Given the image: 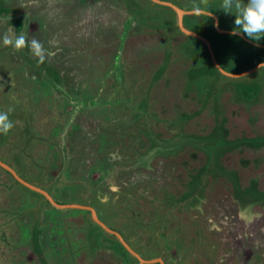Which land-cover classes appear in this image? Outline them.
I'll use <instances>...</instances> for the list:
<instances>
[{
	"label": "rangeland",
	"instance_id": "374dc122",
	"mask_svg": "<svg viewBox=\"0 0 264 264\" xmlns=\"http://www.w3.org/2000/svg\"><path fill=\"white\" fill-rule=\"evenodd\" d=\"M149 1L148 6L146 0L137 3V8L154 14H147L145 18L144 12L141 16L133 10L132 7L136 10L133 0H0V112L8 110L14 127L7 134H0L4 136L0 139V160L19 175L25 171L27 175L25 164L29 158L30 167L36 168V164L41 170L34 172L33 179L27 183L45 191L57 203L66 194L81 202L79 205L94 209L93 213L80 208H64L69 205L59 207L65 210L59 209L42 193L26 187L0 166V264H65L64 260L73 252L69 250V240H75L73 232L83 234L81 240L86 245L80 246L82 255L69 257L71 263L93 264L95 255H86L84 250L93 243L119 261L111 264H136L137 258L95 219L119 232L132 251L143 255L147 251L145 247L155 248L165 257L164 252L170 254L168 246L172 237L166 235L157 240L150 231L172 226L185 238L186 233L194 236L199 230L192 225L197 227L202 223L196 210L200 208L204 212L210 200V206H216L215 197L197 188L202 185V178L197 184L196 180L202 172L206 177L214 175L209 171L223 161L218 155V162L210 158L213 152L222 155L224 144L218 143L221 142L218 139L226 129L221 126H232L230 130L234 133L238 122L244 118L247 125L243 131L248 129L257 135V130H261L264 134V92L259 89L252 98L258 95L261 102L247 107L233 103L232 112H241V118L231 115V110L221 111L219 120L212 115L216 122L208 129L210 123L204 119L209 115L203 114L191 126L194 131L183 128L182 131L189 135L194 132L192 139L196 141L189 145L193 150L188 154L174 150L165 152L164 139L169 140L179 133L186 114L189 116L200 104L197 98L215 99L223 86L218 90L212 84L210 68H206L208 64L204 65L209 74L206 79L204 75L202 79L197 76L180 79L179 72L186 67V58L182 55L179 62L177 54H173L178 47L173 49L176 43H171L168 30L172 26L174 29L176 21L166 22L174 20L176 12L167 5ZM170 2L182 10L184 7L192 11L193 4H199L200 0ZM221 2L207 0L206 9L217 10L221 19L222 16L233 18L227 25L234 28L235 16L221 11ZM131 15L133 19L128 30L123 32L124 21ZM198 17L187 15L184 24L191 28ZM17 20L21 21L20 25ZM122 33L124 38H121ZM221 33L216 31L217 38ZM20 34L26 36L23 49L3 44L5 35L14 39ZM241 35H229L223 40L227 43L225 50L230 54L228 62H232V68H244L246 64L242 65V61L248 60L246 55L259 51L240 41L242 37L250 40ZM33 39L42 45L43 60L31 50ZM128 41H134V45L129 46ZM259 41L264 44V37ZM229 42L235 43L231 47ZM257 47L264 50L262 46ZM192 48L200 50L199 45H192ZM47 69L50 74L46 73ZM255 70L248 72L258 75L252 82L255 81V86L260 84L264 90V69ZM205 88L211 93H205ZM223 98L226 100L227 96ZM45 105H49L50 113ZM216 107L220 108L213 101L209 110H216ZM46 113L47 116L51 114L53 121L57 113V121L50 123L44 118V125L42 118ZM149 116L162 120L158 124L148 122V126ZM251 117L256 122L252 128L248 126ZM258 121H261L259 125ZM43 137L50 139L49 142H44L47 139ZM228 137L232 139L231 135ZM257 138L264 141V136ZM177 140L181 144L184 137ZM211 146L210 154L206 153ZM49 148L52 156L47 151ZM42 169L50 174L46 175L49 182L41 178ZM18 189L27 192L21 205L16 202L22 198L18 197ZM192 191L200 195L203 202L199 203L194 196L186 200ZM221 206L223 210L225 205ZM188 208L195 211L189 212ZM13 217L17 218V227ZM203 243L207 244L206 239ZM253 252L254 248L247 250L246 259L250 262H253ZM38 253L43 260L38 259ZM246 259L241 264H248ZM260 259L264 264V254ZM101 261L105 263L103 257Z\"/></svg>",
	"mask_w": 264,
	"mask_h": 264
},
{
	"label": "crops",
	"instance_id": "0c3cea01",
	"mask_svg": "<svg viewBox=\"0 0 264 264\" xmlns=\"http://www.w3.org/2000/svg\"><path fill=\"white\" fill-rule=\"evenodd\" d=\"M147 4H148V2L146 0V5ZM146 5L144 6V8H146ZM182 8L185 11L186 10L190 11V8H184V7H182ZM206 10H207V12L216 16V22L220 26V29L222 28L223 30L225 29V30L233 31L234 28H231L230 26L227 25V23L233 22L232 21L233 18L227 17V16H222L223 19H221V16H219L217 10H213V11H210L208 9H206ZM221 11H223V10L221 9ZM223 13H221V14H223ZM187 15H189V16L192 15V12L187 13V14L185 13L182 15L181 24L184 26V28L186 30L197 33L200 37L202 36L203 38L208 40V42L210 43V46H211V50L213 52L214 61L225 72H228L229 74H231L230 79H238V78H242L245 76L244 79L250 84L252 82V79H253V77L250 76V73L253 72L252 69L255 70V68L258 67L257 65L262 63L263 61L256 63L251 68H244V69L240 68V70L235 68V67L232 68L231 65L224 66L221 63V61L219 60V58L222 55L221 56L219 54L217 55V53L214 49V44L219 42L216 39L217 38L216 31L217 30L214 27L215 19L209 15L199 16L198 21L194 20L193 21L194 22L193 27L189 28L187 25L184 24V17ZM168 21H170V23H171V21L174 23L176 21V24H174V26H175L174 29H177V31H179V32L175 33L173 26H172V28H170V31L168 30L169 34H171V43L172 44L176 43L174 45L173 49L175 47H178L176 52L174 51L175 49L172 52H173V54H177V58L179 59V62L182 61V59H181L182 55L186 58L185 59L186 67L182 71H180V72L178 71L179 76H182L180 79H182V80L185 78L191 79V78L196 77V76L199 77L200 79H202V75H204L203 77L206 79V76L209 74H207L208 73L207 70H206L207 72L205 71L204 65L208 64V66H211L214 68H216V67H215L213 59L211 58L210 53L207 50L205 44L203 43V41L200 38L194 37L190 34H187L178 28V26H177V15H175L174 20L168 19L166 22H168ZM162 28H164V27H162ZM206 35H208L209 38ZM225 35L229 36L230 33L222 32L221 34H219V36H220L219 38H221V40L222 39L224 40L226 38ZM172 37H173V39H172ZM243 40H246L247 42H251V40H248L245 38H243ZM129 43H130L129 46L134 45V41H131ZM201 43H203L204 48L207 52V54L205 56L202 54L204 51L201 50V52H200V50H193L195 48H192V45L194 47H196L197 45H199ZM251 45L254 46L255 44L253 43ZM149 46L152 47L151 45H149ZM178 50H179V53H178ZM172 56H174V55H172ZM200 59H202V60L200 61ZM179 64H181V63H179ZM179 64H178V66H179ZM197 64H198V66H197ZM208 66L206 68H208ZM259 68H256L255 71H257V69H259ZM202 71L204 73H202ZM217 71L220 72L218 69H217ZM249 71H250V73H248ZM221 74L228 76V75L223 74V73H221ZM209 77L212 79L211 80L212 84H214L216 86V88L219 90V88L221 86V84H219V83H222L224 81V78L221 77V78L217 79V78H214L213 76H209ZM200 79L198 81H200ZM213 81H214V83H213ZM234 81L235 80H231V83H234ZM204 92L205 93H211L208 91L207 88L204 89ZM262 92H264V91H262ZM218 93L219 94L215 99L206 98V100L208 99L207 101H204L205 98H203V99L197 98V100H199L200 104H198L196 107H194L193 110H195V111H192L193 114L191 113L189 116H187V114H186L185 118L181 121V130L179 131L178 134L174 135V137H176L177 135L184 137V142H182L181 144L177 143L176 146H178V145H180V146L176 148L173 144H170V141L174 137L170 138L169 140H168V138L164 139L165 140V141H163L165 143L164 147L166 148L165 152L174 150L175 153H180V154L184 153L186 155L190 151L193 150L192 147L189 146L191 144L189 142L190 139L185 138V137L190 136V138L192 139V137H195L193 135L194 132H192V134L189 135L188 133H184V131H182V130H183V128L188 127L194 131V129L191 128V126L194 125V123L197 121V118H199V116H202L203 114H207V116L209 115L204 120L207 122V119H208V123H210V125L208 126V129L209 128L211 129V128H213L212 125L215 124L214 122H216L215 118L212 116L213 114H215L219 120V119H221V117L218 115L219 112H221V111L222 112L223 111L224 112L225 111L230 112V110H231V112H230L231 115H234L236 118L238 116L240 118L242 117L243 114H241V112H239V113L238 112H232L233 111L232 108L234 107L233 103L243 104L245 107H247L250 104H256V103L261 102V101H259L260 97L258 95H257L256 99L253 100L254 101L253 103H249V102H245V101L238 102L235 100L234 93L230 89L227 90L224 87L222 90H219ZM223 96H227V99L225 100V98H223ZM193 99H196V97H193ZM228 100H229V102H228ZM213 101H216V103L219 104V106H220L219 109H217V107H218L217 106L216 110H212V109L209 110L210 103H212ZM42 106H44V105H42ZM45 106L48 109L46 111L48 113H50L49 110L51 111V109H50L49 105H45ZM145 106H147V109H148V104H145ZM6 111H8V110H5V112ZM56 116H57V113H54V116H53L54 121H53V119L51 118V114L50 115L48 114V116H47V113H46V115L42 118V123L45 125L46 122H50V123L55 122V121H57ZM149 117H151V116H149ZM44 118L46 119V122H45ZM226 118H227V116H226ZM243 119L238 122L237 129L234 133L231 132V130H230V129H232V126H231V128H229L226 124L221 126L222 129L223 128L226 129V132H223L221 130L223 133H221L222 136L219 137V139H218L221 141L218 143L224 144L222 155L218 154L217 152H213V153H211L210 158L212 160H214L215 162L216 161L218 162L219 158H218V160L216 158V156L218 155L219 157L220 156L222 157L223 161H222L221 165L215 164V166H213V168L209 171V173L214 174V175L206 177V176H203V172H202V176L198 177V179L196 180V184H197V183H199L200 179L202 178L201 179L202 185L200 186V184H199V186H197V188L200 189L199 190L200 192H201V190L202 191L207 190L209 193V197H211V196L213 198L215 197L216 201H217V203L214 204V205H216L215 207L210 206L211 200H210V202L209 201L206 202L207 208L204 212L200 211V208H198L196 210L197 215H198L199 219L202 221V223H200V224L198 223L199 226H197V227L195 225H192V227L195 230H199V231L194 236L186 233V238H185L184 234L179 233L178 229L177 230L172 229L173 227L170 225H169L170 227H168L165 230L163 229V227H161L159 230L153 229L152 231H150V234L153 235L152 237L157 236V240L162 239V236L167 237L169 235L172 237V242L168 246L170 248V250H169L170 254H168V252H164L167 254L164 257V256L159 254L157 249L145 247L144 250H147V251H144L143 255L139 254V252H135V254H138V256L141 259V260H138V259L135 260V262H137L136 264H241V262H243V260L245 261V259L247 257V250L250 248H254L255 252H253L254 253L253 254V262H250L248 260V258L246 259L248 264H261L262 260L260 259V256H262L264 254V141L263 142H256V141L255 142H243V139L257 138L258 136H264V134L262 133L261 130L260 131L257 130V135L248 129H247V131H243V127L246 130L245 125H247V121L245 123ZM161 120L162 119L159 117H151L146 122V124L148 126H150V124L148 122H154V124H158V123H160ZM259 122H261V121H258L257 125H259ZM234 123H236V122L234 121ZM250 123L252 126L250 125ZM255 124H256V122H253L252 117L250 119H248V126H250L252 128V127H254ZM22 125H23V122H22ZM201 125L205 128L207 127V124L203 125V123H201ZM40 132H42V131H40ZM228 132H231V134ZM259 133H260V135H258ZM184 134H188V135H184ZM228 135H231L232 139L230 137H228ZM44 136H46V135L44 134ZM3 138H4V136L0 137V139H3ZM43 138L48 140V138H46V137H43ZM30 139H32V138H30ZM47 140H43V141L49 142L50 139L48 141ZM161 140H163V139H161ZM249 141H251V140H249ZM167 142H169V145L166 146ZM212 142H213V140H212ZM81 144L79 145V148L83 147ZM0 147H1V145H0ZM212 148L213 147L211 146L206 153L210 154ZM16 150H18V149H16ZM47 151H48V153L50 152L51 156L53 155L50 148ZM201 152L204 154L203 151H201ZM201 152H198V153L202 155ZM50 155L47 157H50ZM12 157H13L12 161H15L14 156H12ZM12 157H11V159H12ZM168 157H169V154H168ZM29 161L30 160L28 158V162H26V164H25V169L27 170V175H24L26 173V171L24 172V174L19 175L14 170L15 173L18 176H22V178H24V180H26V182H31V180L33 179L32 174H34V172H38L39 170H41V169H37L36 164L34 165V166H36V168L35 167L31 168ZM196 161H197L196 164L198 165L199 164L198 160L196 159ZM10 163H12V162H10ZM13 164L14 163H12V165ZM27 166H29V167H27ZM28 169H30V171ZM0 170H1V168H0ZM212 170H215L218 173L217 174L213 173ZM44 171H45V169L44 170L42 169V171H40L41 178L43 180H45L46 182L47 181L49 182L50 179H47L46 175H48V177H49L50 174H46V173H44ZM49 171H51V170H49ZM221 173H223V174H221ZM9 185H11V184H9ZM11 187H15L16 189L18 188L17 186H11ZM44 188H45V186H44ZM197 188H196V190H197ZM18 191L20 192V194H18V197L20 198V196H22V198L17 199L16 202L19 205H21L22 200L25 201V198H27V195H24L27 192L23 189H18ZM194 193L195 192L192 191V193L190 194L189 197H187L186 200H190L191 197L194 196V197H196V199L199 203L203 202L201 199V196L200 195L197 196L196 193L195 194ZM6 194L8 196H10V194L7 191H6ZM63 197H64V199L63 200L59 199L60 201H58V203L62 204L63 206L69 205L67 207L65 206L64 207L65 209L68 208L67 210H70V209H72L70 207H73V208H77V209L80 208L83 211H85V210L90 211L89 208H91L92 213H93L94 209L92 207L79 205V204H81V202L75 200V198L73 196L68 197L66 194H64ZM182 198L185 199V197H182ZM223 204L225 206H223V210H221L222 208L220 209V206ZM197 206L199 207L198 203H197ZM64 208H59V209H64ZM188 210H189V212L195 211L194 208H188ZM202 214H203V216H202ZM13 219H14V225L17 227V218L13 217ZM60 220H61V218H60ZM27 224H29V222H27ZM166 231H170V232L166 233ZM73 233H72V236L75 240H69V242H70L69 250L72 251V249H73V252L67 256L68 258H66L64 260V262H66L65 264H73L70 261H68L69 257L70 256L71 257L79 256L83 251V250H80V246L83 243L81 238L84 239L83 234L76 235L78 233H76V232H73ZM74 235L76 237H74ZM146 236H147V233H146L145 237ZM203 236H205L206 238H204ZM205 239L207 241L206 245H208V246H206L203 243V240H205ZM177 242H180L181 245H179ZM85 243H83V245H86ZM154 249H155V251H154ZM84 250L87 252L86 255H88L90 253H91V255H95L96 261L93 259V261H92L93 264L94 263L95 264H98V263L111 264L113 261H114V263L119 262L116 260V258L113 259L112 256H110L108 254V252H106L103 248H101L100 246H97L93 243L89 244V249L86 247ZM151 250H153V253H150ZM128 252H129V254L132 255V253H130V251H128ZM260 253H262V254H260ZM146 255H149V256H146ZM134 256L137 258L136 255H134ZM102 257H103L105 263H103L101 261ZM41 258L43 260V257H41V255L40 256L38 255V259H41ZM171 258L174 259V262L173 261L170 262ZM89 260H92V259H88L87 261H89ZM85 264H86V262H85ZM120 264H125V263L120 262ZM132 264H134V263H132Z\"/></svg>",
	"mask_w": 264,
	"mask_h": 264
},
{
	"label": "clouds",
	"instance_id": "9594fccd",
	"mask_svg": "<svg viewBox=\"0 0 264 264\" xmlns=\"http://www.w3.org/2000/svg\"><path fill=\"white\" fill-rule=\"evenodd\" d=\"M161 1L170 2V0ZM201 5H204V7ZM206 5L207 0H200L199 4L194 3L192 7V14L196 16H211L212 14L208 13L206 10ZM219 7L225 13L233 14L235 16L234 29L230 35L243 34L252 41H259L262 37H264V0H247L246 3L244 0H222ZM26 43V36L24 34H20L14 39L8 35L3 37V44L6 46H12L16 50L23 49L26 46ZM259 44L260 46H264L262 43ZM254 46L257 45L255 44ZM30 47L33 54L43 60L44 53L42 45L33 39ZM9 111H11V109H9ZM12 127L13 123L9 120L8 113L0 112V134H7Z\"/></svg>",
	"mask_w": 264,
	"mask_h": 264
},
{
	"label": "trees",
	"instance_id": "16d2710c",
	"mask_svg": "<svg viewBox=\"0 0 264 264\" xmlns=\"http://www.w3.org/2000/svg\"><path fill=\"white\" fill-rule=\"evenodd\" d=\"M147 2L148 3H151L149 0H147ZM137 3H138V0H133V3H132V5L133 4H136V10H135V8L134 7H132L133 8V10L134 11H136V14H138V15H143V12L145 13V18H148V16H146L147 14L149 15V16H153L154 14L152 13V14H149V13H147L146 12V10H143L142 11V9H139V8H137ZM174 14V13H173ZM144 16V15H143ZM140 17V16H139ZM141 18V17H140ZM131 19H133V15H131L129 18H127L124 22H125V24H124V26H123V32H126L127 30H128V26H129V22L131 21ZM209 19V18H208ZM145 20H147V19H145ZM20 23H21V21L20 20H17V24L18 25H20ZM208 38H209V36L208 35H206ZM121 38H124V33H122L121 34ZM226 38H228L227 36H226ZM225 38V39H226ZM219 42L218 43H215L214 44V49H215V51H216V53H217V55L219 54L221 57L219 58V60L221 61V63L224 65V66H227V65H230V63H232V62H228V61H231L230 59H231V57H230V54L229 53H227L226 51H228V50H225V45L227 44V43H224L223 42V39L221 40V38H216ZM239 39V38H238ZM240 41H243L244 43H246V44H248L249 45V47L250 48H254V49H257V50H259L258 51V53H255V52H252L251 53V55L250 54H247L246 55V58H248V60L247 61H242V65H244V64H246V66L244 67V68H251V67H253L256 63H258V62H261V61H263L264 62V50L262 49V48H259V47H257V46H253V45H251V44H249V43H247V42H245L243 39H239ZM229 43H231V47H232V44H234L235 42H229ZM228 43V44H229ZM258 43H261L260 41H258ZM202 45H200L199 44V47H200V52H201V50L202 51H204L202 54L205 56L206 54H207V52H206V50H205V48H204V45H203V43H201ZM199 52V53H200ZM243 52H247V51H243ZM245 53H243L244 55H245ZM224 55V56H223ZM258 55V56H257ZM199 56V55H198ZM255 61V62H254ZM208 68H210V71H211V75L214 77V78H224V81L222 82V83H219V84H221L224 88H226L227 90L228 89H230L233 93H234V97H235V100L236 101H238V102H240V101H245V102H249V103H253L254 101V98H252V96L253 95H256L257 93H258V91H259V89H260V92H262V91H264L263 90V88H260V84H258V83H256V86H255V84H253L255 81H253V82H251L250 84L244 79V77H242V78H238V79H230V77H228V76H225V75H222L220 72H218L217 71V69L216 68H214V67H211V66H208ZM244 68H242V69H244ZM238 69V68H237ZM264 69V66H261L259 69H257L258 71L259 70H263ZM239 70H240V68H239ZM47 72V74H50V70L49 69H47L46 70ZM205 71H206V69H205ZM229 71V70H228ZM207 72V71H206ZM202 73H204L203 71H202ZM208 74V73H207ZM250 76L251 77H253V78H255V77H257L258 75L257 74H250ZM53 77L54 78H57V76L56 75H53ZM263 79V78H262ZM231 80H235V82L233 83V85H232V83H231ZM264 80V79H263ZM260 81L261 82H263L261 79H260ZM213 83H214V81H213ZM214 85V84H213ZM264 86V85H263ZM253 87H255V89L253 88ZM179 138H181V136L180 135H177V137L176 138H173L171 141H170V144H173L176 148L177 147H179L180 145H178V146H176V144L178 143V140L177 139H179ZM185 138H189L190 140H189V142L190 143H194V142H196L195 140H192L191 138H190V136H188V137H185ZM249 140H251V139H243V142H263V141H260L258 138H254V139H252L251 141H249ZM163 146L165 145V143H163L162 144ZM167 145H169V142H167V144H166V146ZM171 146V145H170ZM35 243V242H34ZM40 253H38V255H39ZM40 256V255H39ZM42 259V258H41Z\"/></svg>",
	"mask_w": 264,
	"mask_h": 264
},
{
	"label": "water",
	"instance_id": "95a60500",
	"mask_svg": "<svg viewBox=\"0 0 264 264\" xmlns=\"http://www.w3.org/2000/svg\"><path fill=\"white\" fill-rule=\"evenodd\" d=\"M151 1H153V2H155V3H159V4H164V5H167L168 7H171L175 12H176V15H177V26H178V28L179 29H181L183 32H185V33H187V34H190V35H192V36H194V37H198V38H200L202 41H203V43L205 44V46H206V48H207V50L209 51V53H210V56H211V58L213 59V62H214V64H215V67L221 72V73H223V74H226V75H231V74H229L228 72H225L215 61H214V58H213V52H212V50H211V46H210V43L208 42V40H206L205 38H203L202 36L200 37L197 33H194V32H191V31H188V30H186L185 28H184V26L181 24V17H182V15L183 14H185V13H190V12H192V11H188V12H186V11H184V10H182V9H180L179 7H177L176 5H174V4H172V3H170V2H164V1H161V0H151ZM209 13V12H208ZM214 19H215V21H214V27L216 28V30L217 31H222V32H228V33H231L232 31H230V30H221L219 27H218V24H217V22H216V16H214V15H211ZM242 36V35H241ZM251 44H253L252 43V41L250 42ZM254 44H256V43H254ZM256 45H258V44H256ZM260 46V45H259ZM262 47H264V46H262ZM263 66L264 65V62L263 63H260V64H258L257 66L259 67V66ZM256 69V68H255ZM253 70V69H252ZM250 72V71H249ZM0 166L3 168V169H5L6 171H8L10 174H12L13 176H14V178L17 180V181H19L20 183H22L23 185H25L26 187H28V188H30V189H33V190H35V191H38V192H40V193H42L45 197H46V199L50 202V203H52L55 207H61V206H63L62 204H58V203H56L55 201H53V199L45 192V191H43V190H41L40 188H37V187H35V186H33V185H31V184H29V183H27L26 181H24V180H22L16 173H15V171L13 170V169H11L8 165H6L5 163H3L1 160H0ZM90 209V211L92 212V209L91 208H89ZM95 221H96V223H98V225H100L105 231H107L108 233H111V234H113V235H115L116 237H117V239L120 241V243L128 250V251H130V253H132L133 255H136L137 256V259L138 260H141L140 259V257L138 256V254H135V252L134 251H132V249L128 246V244L124 241V239L122 238V236L120 235V233H118L117 231H115V230H113V229H111V228H109L108 226H106V225H104V223H102V222H100L98 219H95Z\"/></svg>",
	"mask_w": 264,
	"mask_h": 264
},
{
	"label": "flooded vegetation",
	"instance_id": "af4514ba",
	"mask_svg": "<svg viewBox=\"0 0 264 264\" xmlns=\"http://www.w3.org/2000/svg\"><path fill=\"white\" fill-rule=\"evenodd\" d=\"M243 39V38H242ZM256 44H258L259 45V43H257V42H255ZM111 235H113V234H111ZM114 236V235H113Z\"/></svg>",
	"mask_w": 264,
	"mask_h": 264
},
{
	"label": "bare ground",
	"instance_id": "6f19581e",
	"mask_svg": "<svg viewBox=\"0 0 264 264\" xmlns=\"http://www.w3.org/2000/svg\"><path fill=\"white\" fill-rule=\"evenodd\" d=\"M94 217V216H93Z\"/></svg>",
	"mask_w": 264,
	"mask_h": 264
}]
</instances>
